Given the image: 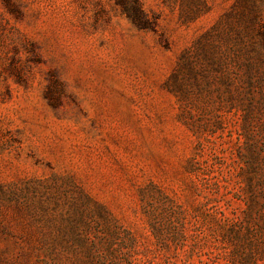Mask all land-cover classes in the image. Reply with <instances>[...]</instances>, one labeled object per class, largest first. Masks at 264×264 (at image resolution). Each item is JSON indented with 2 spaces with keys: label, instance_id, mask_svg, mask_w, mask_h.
I'll return each instance as SVG.
<instances>
[{
  "label": "rangeland",
  "instance_id": "rangeland-1",
  "mask_svg": "<svg viewBox=\"0 0 264 264\" xmlns=\"http://www.w3.org/2000/svg\"><path fill=\"white\" fill-rule=\"evenodd\" d=\"M0 264H264V0H0Z\"/></svg>",
  "mask_w": 264,
  "mask_h": 264
}]
</instances>
